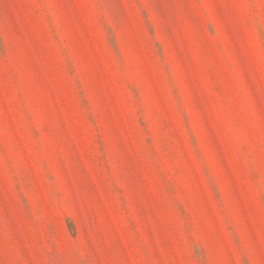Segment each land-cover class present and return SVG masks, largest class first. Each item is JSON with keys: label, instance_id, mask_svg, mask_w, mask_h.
Here are the masks:
<instances>
[{"label": "rangeland", "instance_id": "obj_1", "mask_svg": "<svg viewBox=\"0 0 264 264\" xmlns=\"http://www.w3.org/2000/svg\"><path fill=\"white\" fill-rule=\"evenodd\" d=\"M0 264H264V0H0Z\"/></svg>", "mask_w": 264, "mask_h": 264}]
</instances>
